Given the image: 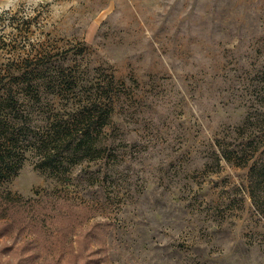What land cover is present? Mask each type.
Returning <instances> with one entry per match:
<instances>
[{"label": "rangeland", "instance_id": "1", "mask_svg": "<svg viewBox=\"0 0 264 264\" xmlns=\"http://www.w3.org/2000/svg\"><path fill=\"white\" fill-rule=\"evenodd\" d=\"M6 4L0 66L39 51L112 74L118 97L100 155L59 173L30 158L2 185L20 200L0 209V264H264L248 192L264 150V0Z\"/></svg>", "mask_w": 264, "mask_h": 264}, {"label": "trees", "instance_id": "2", "mask_svg": "<svg viewBox=\"0 0 264 264\" xmlns=\"http://www.w3.org/2000/svg\"><path fill=\"white\" fill-rule=\"evenodd\" d=\"M42 54L37 51L17 59L20 63L9 56L0 66L3 214L11 208L9 205L15 206L20 196L2 185L17 175L27 159H35L36 165L59 173L70 162L100 155L99 139L112 119L118 97L112 74L89 78V72L54 62ZM47 93L52 95V102L45 100ZM82 96L84 102L78 101ZM224 157L229 159L227 154ZM248 186L253 205L264 218V150L250 164Z\"/></svg>", "mask_w": 264, "mask_h": 264}, {"label": "clouds", "instance_id": "3", "mask_svg": "<svg viewBox=\"0 0 264 264\" xmlns=\"http://www.w3.org/2000/svg\"><path fill=\"white\" fill-rule=\"evenodd\" d=\"M12 3V0H8V4L4 5L3 7H8ZM3 8H0V11H2Z\"/></svg>", "mask_w": 264, "mask_h": 264}]
</instances>
